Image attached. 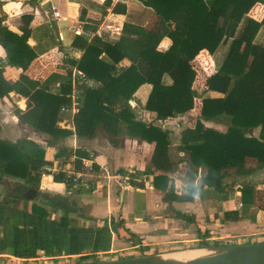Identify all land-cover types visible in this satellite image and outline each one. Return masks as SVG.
Listing matches in <instances>:
<instances>
[{"label":"trees","instance_id":"trees-1","mask_svg":"<svg viewBox=\"0 0 264 264\" xmlns=\"http://www.w3.org/2000/svg\"><path fill=\"white\" fill-rule=\"evenodd\" d=\"M139 1L155 12L156 27L147 29L126 22L115 42L105 40L98 33L106 11L99 20L87 18L86 9L81 12L84 33L75 38L72 47L83 51V55L78 60H68L84 76L78 85L80 105L73 119L76 135L93 139L102 128L115 137L124 130L152 145L157 152L156 167L163 172L155 178V187L165 193L167 202H172L176 196L174 183L169 178L173 171L169 157L172 131L139 120L131 101L143 85H151L145 109L164 121L191 114L196 100L201 99L195 126L178 131L179 150L187 154L191 170H205L202 185L189 187L187 194L198 196L199 189L204 187L223 194L229 187L225 179L230 170H235L238 176H246L248 158L256 159L258 169H264V47L255 42L264 27V18L257 21L249 16L261 1ZM3 5L0 1V47L6 54L5 59L0 60V98H7L11 92L26 98L27 112L17 109L15 114L36 132L54 140L69 135L70 132L58 124L62 108L72 104V71L59 93L50 91L49 79L44 82L33 80L27 70L37 58L29 45L34 15L23 14L20 32L15 33L7 25ZM108 8H112L113 14H127L124 3L114 4L107 0L104 9ZM181 15L183 23L175 27L169 24ZM165 41L169 44L163 47ZM225 47L227 54L218 70L211 75L205 74L204 65L198 59L200 53L207 51L216 59ZM6 66L22 69L17 81L6 77ZM166 75L170 76L172 84L164 83ZM209 121L227 125V132L206 127L205 122ZM78 156L85 158L86 154L78 151ZM49 166L52 163L46 160L45 148L34 140L10 142L0 139V182L11 177L31 186H40ZM55 178L62 181L65 176ZM240 191L246 218V212L250 215L251 208L257 207L255 191L249 183ZM259 208L264 212V205ZM254 211L257 212V208ZM34 212L48 216L40 208H35ZM224 218L237 222L244 217L238 211H229ZM187 221L195 223L191 217H187ZM68 224L67 219L61 222L63 226ZM112 224L117 238L135 245L143 244L144 239L126 229L122 219L117 224L112 221ZM198 232L204 240L211 237L207 231L204 234ZM15 257L35 259L38 256L35 248L25 247L19 249Z\"/></svg>","mask_w":264,"mask_h":264},{"label":"crops","instance_id":"crops-1","mask_svg":"<svg viewBox=\"0 0 264 264\" xmlns=\"http://www.w3.org/2000/svg\"><path fill=\"white\" fill-rule=\"evenodd\" d=\"M0 1L4 3L7 25L15 33L20 32V17L23 14L34 15L29 45L37 58L27 74L33 80L44 82L49 79L50 91L59 93L66 76L72 71L73 88L72 104L67 106V111H61L58 124L70 134L58 140L36 132L15 114L17 109L27 112L26 98L16 92H11L5 99L0 98V139L10 142L34 140L45 148L46 160L52 163V166L46 168L40 186H31L11 177H5L0 182V258L18 259L15 254L19 248L32 247L36 249L37 258L78 259L81 261L77 262L79 264L219 246L226 244V238L244 239L243 242L231 245L264 242V212H255L253 206L250 215L246 212L245 218L242 194L238 187L235 188V198L230 193L218 194L207 187L200 188L198 196L187 194L189 187L202 185L205 170H191L187 154L179 150L178 131L194 127L198 115L184 116L185 122L179 118L182 116L158 120L155 113L145 109L151 85L145 84L137 91L134 99L138 104L132 101V107L141 110L139 120L172 131L169 157L173 171L169 178L176 190L172 202H167L165 193L155 187V178L163 175V172L156 167L157 152L152 145L130 136L124 130L115 137L109 136L102 128L97 130L93 139L76 135L73 119L80 105L78 85L83 79L68 60H78L83 55V51L72 47L75 38L84 33L85 24L80 20L82 10L86 9L87 18L92 20H99L106 11L98 33L105 40L115 42L121 36L126 22L147 29L155 28L158 18L152 9L143 6L139 0H110L114 4H126V15L113 14L112 8L105 10L107 0ZM260 1L249 13L257 21L264 18V0ZM56 12L59 18L55 17ZM183 21L181 15L169 24L175 27ZM49 31L55 34L56 42L50 38ZM261 35L264 37V27L256 38L257 45ZM168 44L165 41L162 46ZM3 52L0 47V60L5 59L6 54ZM226 54L225 47L219 52V59H224ZM201 57L205 58L209 66L211 62L215 63L209 75L218 70L217 58H213L207 51H202L198 59ZM202 64L205 67L206 64ZM21 74L22 69L6 66V77L11 81H17ZM164 83H173L169 75L164 77ZM205 125L222 133L228 129L216 121L205 122ZM52 141L56 142L57 147L49 146ZM78 151L85 153L86 157H79ZM84 162L91 163L95 169L101 167L120 174L127 182L120 185L111 180L73 191L65 178L62 181L55 178L63 175L64 170H79ZM234 171L229 172L233 174ZM246 171L243 178L250 183L254 174L258 173L256 159H247ZM33 188L38 191L34 198L22 195ZM35 208L45 210L48 216L42 217L35 213ZM229 211H238L244 218L237 222L225 221L224 215ZM187 217H191L195 223L187 221ZM64 219L69 221L67 226L61 225ZM120 219L124 221L126 229L144 239L143 244L135 245L117 238L112 221L117 224ZM198 231L203 234L207 231L211 237L204 240L199 237Z\"/></svg>","mask_w":264,"mask_h":264},{"label":"water","instance_id":"water-1","mask_svg":"<svg viewBox=\"0 0 264 264\" xmlns=\"http://www.w3.org/2000/svg\"><path fill=\"white\" fill-rule=\"evenodd\" d=\"M131 104H133L132 101ZM30 191L34 193L33 198L38 195V191L35 188ZM26 198H29L28 195H26ZM75 198L79 199V197ZM189 253H193L194 256L187 259L182 257V255ZM79 264H264V242L245 245L210 246L155 255H143L115 261Z\"/></svg>","mask_w":264,"mask_h":264},{"label":"rangeland","instance_id":"rangeland-1","mask_svg":"<svg viewBox=\"0 0 264 264\" xmlns=\"http://www.w3.org/2000/svg\"><path fill=\"white\" fill-rule=\"evenodd\" d=\"M54 30L56 31V29H54ZM49 36H50V38H52L56 42V40H55L56 39L55 38V34L53 32H50L49 31ZM258 44L260 46L264 47V37H263V35H261V37H260V39L258 41ZM4 53L5 52H3V54ZM204 60H205L204 57H201L199 59L200 62H204L206 64L205 67L203 68L204 73L205 74H207V73L209 74V73H211L213 71L214 66H215V63L214 62H211V66H209L208 63L205 62ZM222 61H223V59L221 60V59H219L217 57V59H216V65H218L217 66L218 68L220 67ZM80 96H81V94H80ZM133 101L137 102L136 99H134V97H133ZM196 103H197V105L195 106L194 111H192V113H191L194 117H196V115H199V111H200V108H201L202 100L201 99H197L196 100ZM137 104H138V102H137ZM135 111H136L137 115L141 114V110L138 107L135 108ZM181 116L182 117H179V118H183L184 119V122H185L186 119L184 118V116H186V115H181ZM175 123L177 124V122H175ZM223 127H225L226 129L228 128V126L225 125V124H223ZM258 135H259V132L257 131L256 132V136H258ZM49 146L50 147L51 146L57 147L55 141L49 142ZM232 173L233 174H231V173L229 174V178H228V180L226 182L227 185L229 186L227 188V190H226V193H228V194L230 193L232 195L231 197L232 198H235L236 197L235 196V192H236L235 188L238 187V190H241L243 187H245L248 184V182L246 180H244L245 178H243L241 176H238L235 171L232 172ZM251 179L252 180L250 181L249 185L251 184L254 187V191H255L254 192V202L256 203V201H258L256 208H257L258 211H261L262 212V210L259 207L262 206V205H264V169L263 170L258 169V173L254 174V176ZM22 193L23 192H21V194ZM241 194H242V192H241ZM243 240H244L243 238L242 239L241 238H238V239L237 238H234V239L233 238L232 239L231 238H229V239L226 238L225 241L226 242H229L230 241V243H235V242L238 243V242H243ZM23 248H25V247H23ZM23 248H19L20 251L23 250ZM26 260H28V259H25V260L20 261L18 259H14L12 257H10V258H0V264H59L60 262L61 263H63V262H70L72 264H76L77 262H81L78 259H65V260H61L60 259V260H54V261H47V260H42V259H40V260H34V261H26Z\"/></svg>","mask_w":264,"mask_h":264},{"label":"built area","instance_id":"built-area-1","mask_svg":"<svg viewBox=\"0 0 264 264\" xmlns=\"http://www.w3.org/2000/svg\"><path fill=\"white\" fill-rule=\"evenodd\" d=\"M55 17L59 18L58 12L55 13ZM80 73V72H79ZM80 76L81 79L84 78L83 74H77ZM68 107H63L62 111H67ZM63 175L65 176V181L71 185L73 191H79L82 188L88 187L91 184L94 183H105L109 182L111 180L117 181L120 185L125 184L127 179L123 177L120 174L112 173L109 169L106 168H99L95 169L93 165L89 162H84L83 166L79 168V170H73V171H62ZM223 240V239H221ZM226 240V239H225ZM222 242V241H220ZM232 243L226 242V244L220 246H226V245H231ZM88 257V256H87ZM85 257V258H87ZM18 260L22 261L25 259H20ZM34 260H40V258H35V259H28L26 261H34ZM42 260H47V261H54V260H60V259H50V258H42ZM65 260V259H61ZM50 263V262H49ZM59 264H72L70 262H63Z\"/></svg>","mask_w":264,"mask_h":264},{"label":"flooded vegetation","instance_id":"flooded-vegetation-1","mask_svg":"<svg viewBox=\"0 0 264 264\" xmlns=\"http://www.w3.org/2000/svg\"><path fill=\"white\" fill-rule=\"evenodd\" d=\"M22 195H24L26 197V195H28L29 198H33L34 193L31 192L30 190H28L27 192L23 193Z\"/></svg>","mask_w":264,"mask_h":264},{"label":"bare ground","instance_id":"bare-ground-1","mask_svg":"<svg viewBox=\"0 0 264 264\" xmlns=\"http://www.w3.org/2000/svg\"><path fill=\"white\" fill-rule=\"evenodd\" d=\"M193 256H194L193 253L182 255V257H184V259L191 258Z\"/></svg>","mask_w":264,"mask_h":264}]
</instances>
